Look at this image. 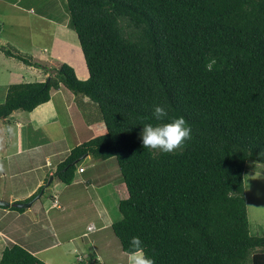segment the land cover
<instances>
[{
  "label": "trees",
  "instance_id": "obj_1",
  "mask_svg": "<svg viewBox=\"0 0 264 264\" xmlns=\"http://www.w3.org/2000/svg\"><path fill=\"white\" fill-rule=\"evenodd\" d=\"M65 3L88 78L62 61L44 80L12 83L0 119L34 110L61 85L88 96L106 132L74 146L55 174L70 184L84 156L117 159L127 193L111 227L123 251L139 236L156 264H264V235L250 233L244 179L249 160L264 163V0ZM0 48L50 71L48 62ZM210 57L217 63L208 71ZM157 103L168 107L169 120L183 116L192 128L171 153L145 149L139 138L144 123L156 122ZM0 264L46 262L13 243Z\"/></svg>",
  "mask_w": 264,
  "mask_h": 264
},
{
  "label": "rangeland",
  "instance_id": "obj_2",
  "mask_svg": "<svg viewBox=\"0 0 264 264\" xmlns=\"http://www.w3.org/2000/svg\"><path fill=\"white\" fill-rule=\"evenodd\" d=\"M11 2L17 3L18 8L11 6ZM65 2L66 0H0V46L5 45L8 48L18 50L29 59L35 57L51 65L49 67L50 71L47 73L41 67L30 66L15 57L6 55L0 48V103L4 102L10 84L44 80L48 74L56 72L55 68L62 61L72 65L79 78H88L89 71L82 48L78 42L77 33L68 24L69 13L66 10ZM58 24H63L66 27L63 29V34L55 33L59 26ZM57 35L58 37L62 36L60 38H64V40L56 39L55 36ZM69 40L72 43H69ZM52 94L56 98L55 102L58 104V111H60V113L58 112V117L61 121L57 120L48 122L46 125H37L34 123L32 112L24 110L15 111L13 116L11 115L7 118L8 121L0 119V198H3V195L11 191L14 193L25 191L26 186L32 183V178L35 174L32 172L28 173L29 168L31 169L28 164V158L24 160L17 153V139L20 129L17 128L15 119H20L23 116V118L32 120L33 122L28 124L29 131L32 132L31 142L50 141L51 145L50 147L48 146L49 148L60 147L66 150L71 146H76L78 139L85 141L95 132L96 121L99 119L102 121L100 125L102 132L105 131V123L98 104L84 103L81 100L82 96H80L82 94H76L64 85H61L60 90H54ZM64 98H69L74 105V102H76L78 111L75 108L71 110L61 105V102L64 104ZM16 115H21V117ZM36 120L39 121L38 119ZM92 123H94L93 126L95 127H91ZM62 124L66 126L64 133L60 129ZM22 130L24 132L26 128H22ZM62 134H64L65 138L58 140V136ZM52 140L56 142L53 143ZM94 159L96 163H99L96 168L88 167L90 159L88 160L89 162L84 161L82 165L87 167L88 172H96V170L98 171L102 168V171L106 169L107 172L112 174H110L111 180H108L111 185L106 184L104 190H101L103 194L111 192L103 200L104 203H101V207L106 213L109 209L111 210L110 216L114 221L121 219L122 213L119 210V202L121 198L126 196L127 192L117 159L111 157L104 162L102 159L95 157ZM51 177L52 175L48 176L47 183L51 182ZM244 179L250 233L255 236H263L264 163L257 160H249ZM78 184L77 186L76 184L73 187L70 185L68 189H63L66 183L61 182L59 185L54 183L42 197L43 201L48 202L53 200L51 196H54V193L62 194L64 191V195H68L67 201L64 202V208L54 210V212L59 211L55 214V223L63 220L69 226L66 229L67 231L65 230L66 238L63 247L66 248V252L63 251V257L69 262L72 261L77 264L78 256L83 257L84 253H87L89 255L87 258L91 260V253H96L101 257V261L98 260V264H101L102 260L106 264H117L119 260V262L122 261L125 264L127 262L126 254L122 249L120 239L111 225H108L98 233H95L93 228L88 227L91 224L89 223L91 218L97 220L100 217L96 210L101 207L97 206L98 208L95 209V203L91 201L93 187L89 184H84V182ZM114 186L115 188H113ZM69 196L72 197L69 198ZM42 214L44 213L42 212ZM30 218L32 219V216ZM32 221L30 220L29 222L28 220L23 224L32 223ZM5 246L6 243L3 246L0 245V259ZM56 250V248L46 250L40 256H51L53 264H61L58 257V254H60L59 250Z\"/></svg>",
  "mask_w": 264,
  "mask_h": 264
},
{
  "label": "crops",
  "instance_id": "obj_3",
  "mask_svg": "<svg viewBox=\"0 0 264 264\" xmlns=\"http://www.w3.org/2000/svg\"><path fill=\"white\" fill-rule=\"evenodd\" d=\"M11 6H13L14 8H18L17 3L11 2ZM31 11L34 12L33 10ZM58 25L59 26L57 27L55 33L63 34V29L66 27L63 24L62 25L58 24ZM60 37H58V35L55 36L56 39L58 38L64 40V38H60ZM69 43H72V41L69 40ZM80 96H82L81 100L84 103H90V104L95 103L86 95H80ZM55 100L56 98L52 94V98L49 101L42 103L38 105L34 110L29 111L32 112L31 114H33L34 123H36L37 125H46V123L51 121H57V120L61 121V119L58 117V112L60 113V111H58V104L55 102ZM63 103L64 104H62L61 102L60 104L64 105L68 109L72 110V108L75 109L77 108L76 102H74L75 103L74 105L73 101L70 102L69 98L68 99L64 98ZM76 111H78V109H76ZM17 117H21V115ZM36 119H38L39 121H37ZM4 120L8 121L7 118ZM15 121L17 123V128L20 129L17 139V145H18L17 153L20 154V157H22V159L24 160L28 158L29 167H31L32 169L31 170L29 168L28 173L32 172L35 174L32 178V183L26 186L25 191H23L22 193H14L11 191L10 193L3 195V198L1 197L0 199L9 200L11 202H18V201L28 202L24 200L28 199L34 193H36L41 186L43 185L45 186L41 192L42 195L38 198L35 197L33 199L34 201L32 205L29 207H24L25 208L24 211L12 209L11 206L0 207V245L3 246V244L6 243L5 246L6 248L11 243L20 244L25 248H27L32 253H34L35 255L39 256L43 261L46 262V264H53L54 263L53 258L51 256L44 257L40 255L43 254L46 250L56 248L57 250H59L60 253L58 254V257L61 264H76L72 261L69 262L65 257H63V251L66 252V248L63 247L66 238L65 230L68 229L69 226L65 222H63V220H59L57 223H55L56 222L55 214L59 211L54 212V210L56 211L64 208V202L67 201L66 198H68V195L67 194L64 195V191H63L62 194L54 193V196H51V198L53 199L51 201L45 202L42 199L45 192L50 187H52L54 183L57 185L61 184L62 182L61 179L55 174L56 169L58 165L63 160H65V158L69 155V152L74 146H71L70 148L64 150L63 148L60 147L49 148L51 145L50 141L44 142L41 140L36 143L31 142L30 137L32 135V132L29 131L28 124L33 121L27 118H23V116L20 119H15ZM101 122H102L101 119L96 121L97 126L95 132H93V134L86 140L106 132V129L104 132H102L103 130L100 126ZM93 125L94 123L91 124V127H95ZM22 128L24 129L26 128V130H24L23 132ZM60 129H62L61 132L64 133V130H66L65 124H62ZM64 138L65 136L64 134H62L59 135L57 139L63 140ZM52 141L53 143L56 142L55 140ZM81 142H83L81 139L77 140V144ZM89 159L91 160L88 166L89 168H96L99 165V163L95 162V159L92 155L89 154L84 156L81 159V161L78 163L77 173L74 181L70 184H66L65 187H63V189L64 188L68 189L70 185H72L73 187L76 184L77 186L79 185L78 183L81 182H84V184H89L91 187H93V195L91 201L95 203L94 208L96 209L98 207H101V205L104 203L103 200H105L106 196L111 193V192L109 194L105 193L106 194L105 195L103 194V191H101L104 190L106 184L109 186L111 185L110 181L108 182V180H111L110 179L111 173L107 172L106 169L105 171H102V168H100L98 171L96 170V172H88L87 167L83 166L82 163L84 161L89 162L88 161ZM104 161L105 160H103V162ZM80 167H84V170L80 171ZM49 175H52V179L50 183H47ZM113 188H115V186ZM72 196H69V198H71ZM42 212L44 214H42ZM96 212L97 214H100V217L97 220L91 218L89 222L91 224H89L88 227L93 228L94 232L98 233L100 230L106 228L108 225H112L114 219H112L110 216L111 214L110 209L106 213V211L103 210V208L101 207L98 208ZM30 216H32V219L30 218ZM28 220L29 222L30 220L33 221L32 223L28 222L27 224H23L26 223V221ZM90 256H91V260L87 258L89 257L87 253H84L83 257L78 256L77 264H98V260L101 261V257H99V254L91 253ZM119 261L117 264H124L122 261L121 262ZM101 264H106V263L102 260ZM125 264H127V262Z\"/></svg>",
  "mask_w": 264,
  "mask_h": 264
},
{
  "label": "clouds",
  "instance_id": "obj_4",
  "mask_svg": "<svg viewBox=\"0 0 264 264\" xmlns=\"http://www.w3.org/2000/svg\"><path fill=\"white\" fill-rule=\"evenodd\" d=\"M217 63L210 57L205 68L213 69ZM155 123H144L139 133L142 147L150 151L171 153L179 149L191 138L192 128L183 116L168 119V107L162 103L152 106ZM81 168V167H80ZM127 264H156L153 256L146 251V246L139 236H132L126 249Z\"/></svg>",
  "mask_w": 264,
  "mask_h": 264
},
{
  "label": "water",
  "instance_id": "obj_5",
  "mask_svg": "<svg viewBox=\"0 0 264 264\" xmlns=\"http://www.w3.org/2000/svg\"><path fill=\"white\" fill-rule=\"evenodd\" d=\"M52 178V177H51ZM42 194L40 193L36 198L40 197ZM34 200L28 201V202H11L9 200H0V205L3 206H16L18 208L21 207H29L32 205Z\"/></svg>",
  "mask_w": 264,
  "mask_h": 264
},
{
  "label": "built area",
  "instance_id": "obj_6",
  "mask_svg": "<svg viewBox=\"0 0 264 264\" xmlns=\"http://www.w3.org/2000/svg\"><path fill=\"white\" fill-rule=\"evenodd\" d=\"M83 170H84V167H81V168H80V171H83Z\"/></svg>",
  "mask_w": 264,
  "mask_h": 264
}]
</instances>
